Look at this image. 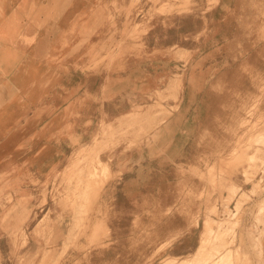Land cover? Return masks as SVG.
I'll return each instance as SVG.
<instances>
[{"label": "rangeland", "instance_id": "rangeland-1", "mask_svg": "<svg viewBox=\"0 0 264 264\" xmlns=\"http://www.w3.org/2000/svg\"><path fill=\"white\" fill-rule=\"evenodd\" d=\"M150 1L114 7L83 46L108 81L101 102L123 114L102 105L51 178L0 188V264H262L264 0ZM150 48L151 84L130 71ZM150 110L171 116L123 124Z\"/></svg>", "mask_w": 264, "mask_h": 264}, {"label": "crops", "instance_id": "crops-1", "mask_svg": "<svg viewBox=\"0 0 264 264\" xmlns=\"http://www.w3.org/2000/svg\"><path fill=\"white\" fill-rule=\"evenodd\" d=\"M137 1L151 6L150 0H0L1 194L51 178L78 145L89 142L91 118L102 105L123 114L127 102H101L108 81L90 76V50L83 46L97 36L96 26L107 24L114 7ZM130 67L132 75L144 67L151 84V48ZM127 81L122 75L116 83L124 87ZM93 88L99 102L86 95Z\"/></svg>", "mask_w": 264, "mask_h": 264}, {"label": "bare ground", "instance_id": "bare-ground-1", "mask_svg": "<svg viewBox=\"0 0 264 264\" xmlns=\"http://www.w3.org/2000/svg\"><path fill=\"white\" fill-rule=\"evenodd\" d=\"M114 56H116V55H114ZM111 57H113V55L111 56ZM116 58V57H115ZM115 58H113V59H115ZM104 61H106V60H104ZM117 62V61H116ZM102 63V62H101ZM113 63V62H112ZM115 63V62H114ZM93 64V63H92ZM108 65H109V62H108ZM181 86V83H179V85H178V87H180ZM175 108L177 109L178 108V105H176L175 106ZM171 116V114L170 113H166V112H163V114H162V116H161V118H159V119H156L154 116H153V113L151 112V110L148 112V113H146L145 115H143L142 116V118L141 119H143L142 121H139V120H136V121H134L135 119H133L132 117H131V119H127L125 122H123V124L125 125V126H131V125H133L134 123H138V124H140V126L142 127V128H145V126L144 125H148V124H150V126H151V124H152V128L153 127H159L161 124H163V123H165V122H167V120L169 119V117ZM78 141V140H77ZM81 152H83V153H85L86 152V149L85 148H82L81 149ZM78 184L75 186V187H73V188H71V191L72 192H77V191H82V192H86V185H85V183H84V181L83 180H78V182H77ZM73 194V193H72ZM74 199V198H73ZM104 200V199H103ZM69 204H71L70 206L71 207H74V205H75V203H66L65 205H66V207H68L69 206ZM100 211V208H97L96 210H95V212H99ZM94 213V212H93ZM96 223H97V217H96V214L94 213L93 214V216H91L90 217V222H89V228H90V231L96 226ZM206 229V228H205ZM219 231V230H218ZM222 232V231H221ZM206 239H205V243L206 242H208V240L210 239V237L212 236V229L211 228H208L207 230H206ZM249 250V249H248ZM201 252V251H200ZM256 256H257V260H260V262H262V264H264V247H263V245L261 244V245H259V247H258V249L256 250Z\"/></svg>", "mask_w": 264, "mask_h": 264}]
</instances>
